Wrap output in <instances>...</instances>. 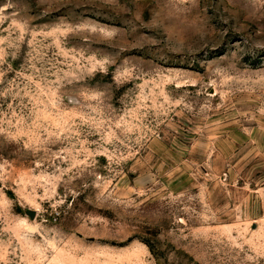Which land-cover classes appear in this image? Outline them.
<instances>
[{"label": "rangeland", "instance_id": "374dc122", "mask_svg": "<svg viewBox=\"0 0 264 264\" xmlns=\"http://www.w3.org/2000/svg\"><path fill=\"white\" fill-rule=\"evenodd\" d=\"M0 264H264V0H0Z\"/></svg>", "mask_w": 264, "mask_h": 264}, {"label": "trees", "instance_id": "16d2710c", "mask_svg": "<svg viewBox=\"0 0 264 264\" xmlns=\"http://www.w3.org/2000/svg\"><path fill=\"white\" fill-rule=\"evenodd\" d=\"M150 249L152 250L151 246H150Z\"/></svg>", "mask_w": 264, "mask_h": 264}]
</instances>
